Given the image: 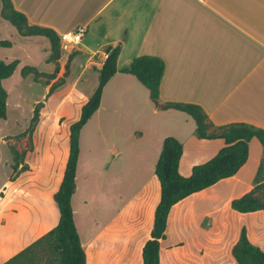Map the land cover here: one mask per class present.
<instances>
[{
	"label": "crops",
	"instance_id": "0c3cea01",
	"mask_svg": "<svg viewBox=\"0 0 264 264\" xmlns=\"http://www.w3.org/2000/svg\"><path fill=\"white\" fill-rule=\"evenodd\" d=\"M12 2L29 23L52 27L59 35L86 26L75 52L87 53L86 67L98 75L107 48L121 45L118 71L105 85L99 108L82 129L90 124L98 138L106 126L123 118L134 144L125 150L129 148L138 166L146 168L144 185L109 222L80 227L79 214L88 202L84 197V202H77L79 208L76 205L77 170L72 206L86 264H143V246L151 236L161 197L155 168L165 137L175 136L183 144L179 163L183 176L215 156L225 139L198 137L196 122L189 114L158 109L149 90L122 69L138 55L159 56L166 64L161 102L202 106L211 131L231 123L264 129V0ZM60 59L62 62L63 56ZM62 70L60 65L58 74ZM263 155L262 143L252 138L248 159L235 175L173 205L166 237L161 239L160 264H234L232 247L244 227V216H264V210L239 212L231 201L254 188ZM251 240L264 248L263 238L253 236Z\"/></svg>",
	"mask_w": 264,
	"mask_h": 264
},
{
	"label": "rangeland",
	"instance_id": "374dc122",
	"mask_svg": "<svg viewBox=\"0 0 264 264\" xmlns=\"http://www.w3.org/2000/svg\"><path fill=\"white\" fill-rule=\"evenodd\" d=\"M1 8L0 0V39L10 40L12 46L0 47V59L7 62L19 59L20 63L13 75L3 80L8 98L7 117L0 120V264L57 225L60 212L54 194L69 155L70 127L80 118L82 105L99 84L98 72L86 67L87 53L75 52L81 44L72 51L61 50L62 74L50 79L49 85L45 83L47 75L56 68L55 62L48 61L49 39L19 34L1 16ZM26 65L35 66L47 75L38 79L34 74L23 76ZM55 81L59 84L50 92ZM39 102L43 106L31 135L30 126ZM125 125L121 118L109 128L106 126L105 133L97 135L98 138L90 124L81 130L76 205L79 208L77 202H84L86 197L88 206L80 211V227L109 222L113 213L144 185L146 168L138 166L129 148L125 150L130 144L134 147ZM13 165H17V171ZM23 165L29 168H22ZM261 215L244 216L250 239L253 236L264 239ZM233 259L237 264L234 256Z\"/></svg>",
	"mask_w": 264,
	"mask_h": 264
},
{
	"label": "trees",
	"instance_id": "16d2710c",
	"mask_svg": "<svg viewBox=\"0 0 264 264\" xmlns=\"http://www.w3.org/2000/svg\"><path fill=\"white\" fill-rule=\"evenodd\" d=\"M1 3V16L13 24L19 34L44 36L49 39L51 54L48 61L55 62V71L47 75V73L41 72L31 65H26L22 69L23 76L34 74L36 79L42 75L49 76L44 81L49 85L50 79L56 78L60 70L59 60L62 56L60 35L52 27L29 23L27 15L18 10L12 0H1ZM11 46L10 40L0 39V47ZM120 51V44L107 48L108 56L98 69L99 84L92 96L83 104L80 118L73 122L70 127L69 155L61 184L54 194L60 212L57 225L2 264L87 263V254L81 242L72 206V196L76 191L80 133L83 126L99 108L105 85L118 71L117 60ZM70 60L71 57L69 62ZM19 63V59H14L11 62L0 59V120L7 117L8 91L3 85V80L13 75ZM165 68V61L161 57L141 54L124 67L122 72L134 75L149 90L150 98L158 109L173 108L189 114L196 122L198 137L205 139L224 138L225 145L208 161L194 165L191 175L183 176L179 171V163L184 150L183 144L175 136L165 137L155 168L161 186V197L155 209L151 236L143 246V264H160L161 239L166 237L168 216L173 205L223 178L235 175L248 159L249 142L252 138L257 137L264 148L263 128H257L246 123H231L211 131L207 112L202 106L195 103L161 102L160 88ZM61 82L60 80L59 83ZM59 83L57 81L52 83L50 92ZM42 106L43 103L39 102L35 108L30 126L31 135L39 121ZM22 168L28 169L29 167L23 165ZM17 169V165H13V170L17 171ZM15 176L11 179H14ZM254 181L255 186L252 190L231 201L233 209L239 212L264 210V155ZM232 254L237 264H264V250L251 241L245 226L241 230L239 239L232 247Z\"/></svg>",
	"mask_w": 264,
	"mask_h": 264
},
{
	"label": "built area",
	"instance_id": "2783aa9c",
	"mask_svg": "<svg viewBox=\"0 0 264 264\" xmlns=\"http://www.w3.org/2000/svg\"><path fill=\"white\" fill-rule=\"evenodd\" d=\"M87 28L86 26H78L77 28L62 33L60 35V43H61V50L63 51H72L74 48L81 44L83 41V38L86 34ZM108 56V53L105 54V57Z\"/></svg>",
	"mask_w": 264,
	"mask_h": 264
}]
</instances>
